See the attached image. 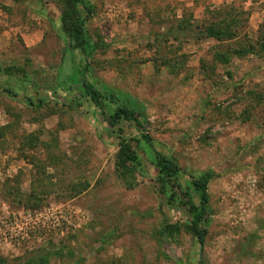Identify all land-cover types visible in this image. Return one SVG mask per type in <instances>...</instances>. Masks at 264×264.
<instances>
[{
  "label": "rangeland",
  "instance_id": "1",
  "mask_svg": "<svg viewBox=\"0 0 264 264\" xmlns=\"http://www.w3.org/2000/svg\"><path fill=\"white\" fill-rule=\"evenodd\" d=\"M85 1L88 56L61 31L60 0H0V261L264 264V103L249 94L263 88L264 56L224 63L214 52L237 41L199 34L230 8L255 41L264 0ZM85 67L106 114L142 112L155 150L182 171L170 183L195 204L189 175L213 174L203 246L184 231L186 197L160 192L140 130L111 126L82 95ZM123 142L139 157L129 182L116 173Z\"/></svg>",
  "mask_w": 264,
  "mask_h": 264
},
{
  "label": "trees",
  "instance_id": "2",
  "mask_svg": "<svg viewBox=\"0 0 264 264\" xmlns=\"http://www.w3.org/2000/svg\"><path fill=\"white\" fill-rule=\"evenodd\" d=\"M62 5V12L60 16L61 31L64 36L69 40L71 48L79 50L83 55H89V49H91L89 36L85 31L84 24L82 22L83 13H91V8L85 0H60ZM230 8H227L219 16L222 17L217 21L213 22L209 26L202 28V32L199 34L201 37L212 38L218 42H230L237 41L235 47L227 46L226 52L216 51L214 52L215 59H220V61L227 63L228 59L232 56L242 57L246 55H254L257 57L264 56V34L259 36L255 41H250L247 38H241L243 35L242 28L239 27V23L235 18L234 14L231 13ZM198 34V35H199ZM240 39H244L240 42ZM11 69H7L6 73L11 74ZM87 68L85 67L81 72H78V79L80 87L82 89V95L87 97L96 108L100 111L102 116H104L111 126L117 124L120 120H126L134 123V125L140 130V139L146 145L149 150V156L151 159V164L156 170L157 180L160 183V192L165 194L169 192L167 199L170 204H174L177 199V193L180 192L181 195L185 196L184 205L187 207L189 213V224H186L185 232L190 234L194 239L197 240L200 246H203L205 241V236L207 234L206 230V218L209 213V194L208 185L213 179V174L211 172H204L198 176L189 175L188 180V190L194 192L197 196L198 203L195 204L190 196L189 192L180 191V185H175L173 182L179 178L182 174L181 169L174 159L163 155L162 153L155 150L150 136L145 132L143 128L142 117L143 114L139 110L129 108L123 105H118L113 110L106 114L105 112V102L110 100L103 96L95 86L89 82L86 77ZM261 91H250L251 98L254 102L264 103V83ZM15 95V92H14ZM40 102V101H39ZM117 102V101H115ZM253 102V103H254ZM24 149V148H22ZM22 156L25 157L24 153L20 151ZM139 157L127 142H123L116 156V164H125L126 169L119 170L116 167V173L118 177L122 178L126 182H129L136 166L138 164ZM176 187V188H175ZM167 233L171 236L173 235L177 226L167 225ZM59 253H55V256ZM49 263L47 257L40 258L37 262L32 261L28 264H46ZM0 264H5L4 261H0Z\"/></svg>",
  "mask_w": 264,
  "mask_h": 264
}]
</instances>
